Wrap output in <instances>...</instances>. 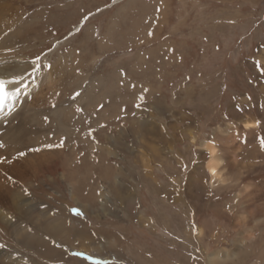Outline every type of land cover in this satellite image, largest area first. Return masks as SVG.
<instances>
[{
	"label": "rangeland",
	"instance_id": "374dc122",
	"mask_svg": "<svg viewBox=\"0 0 264 264\" xmlns=\"http://www.w3.org/2000/svg\"><path fill=\"white\" fill-rule=\"evenodd\" d=\"M0 42L27 61L63 42L41 57L54 67L23 141L0 137V243L21 259L0 264H64L60 245L108 264H264V0H0ZM212 140L220 184L194 162Z\"/></svg>",
	"mask_w": 264,
	"mask_h": 264
},
{
	"label": "snow or ice",
	"instance_id": "6c2138e0",
	"mask_svg": "<svg viewBox=\"0 0 264 264\" xmlns=\"http://www.w3.org/2000/svg\"><path fill=\"white\" fill-rule=\"evenodd\" d=\"M90 19V16L84 17V22ZM149 36L152 35L151 32L148 33ZM54 54V46L49 48L48 52L36 53L35 57L25 65H5L3 68H0V124L5 122H11L12 119L16 117V115L23 108V100H26L28 96L33 95V91L35 87H39L40 83L43 81V77H38L37 73L42 72V70L47 67L49 70V74L51 73L54 65L49 62L47 65L43 64V59H49V56ZM254 64L256 68L260 71V75L264 76V56H261L260 59L255 60ZM59 95V93H57ZM82 94L79 91H76L72 96L73 101H75ZM143 99V97H141ZM249 100L252 98L249 97ZM20 105V107H18ZM55 107V106H53ZM101 108L104 105H100ZM139 107V106H138ZM262 110H264V105H261ZM77 112H83V108H77ZM238 111L243 112L244 109L241 107ZM45 122L48 121V117H44ZM101 127H105L101 125ZM89 135L92 136L93 133L89 132ZM65 139L61 138L59 140L58 145L56 147L63 148L65 144ZM195 143V142H194ZM260 146L264 148V136H262L259 140ZM45 147L51 150L54 145L49 143L45 145ZM218 144L215 140H212L208 143L201 145V150L196 151V156L194 157V162H199L201 152L204 153V160H208L207 172L215 178L217 176L216 168L218 167L215 159V149L218 148ZM5 148V144L3 141H0V149ZM33 153L41 151V148L32 147L28 149ZM17 158H23L26 156L27 152L24 150L17 149ZM9 162V158L6 155L0 156V165ZM185 171H187V165H181ZM6 180L9 183H15L13 177L8 174L6 171L4 173ZM24 201H30L33 193L29 191L28 188L24 187L21 189ZM23 207V202H22ZM47 205L41 204V208H45ZM233 212V209H231ZM72 213L75 217L82 218L85 216V213L80 210L78 207H74L72 209ZM31 223V222H30ZM49 237H45L48 239ZM64 248L65 254L70 256L69 261H65L64 264H70L71 261H75V264H108V260H106L103 256L97 255L96 253L89 252L86 250H80L79 247L76 249H72L66 245H60ZM6 247L5 244L0 243V249H4Z\"/></svg>",
	"mask_w": 264,
	"mask_h": 264
},
{
	"label": "bare ground",
	"instance_id": "6f19581e",
	"mask_svg": "<svg viewBox=\"0 0 264 264\" xmlns=\"http://www.w3.org/2000/svg\"><path fill=\"white\" fill-rule=\"evenodd\" d=\"M78 29H79V26H77L74 29L73 33L77 32ZM3 43H5V42H3ZM62 43L61 42H55L54 48L55 49L58 48ZM11 52H12V54L16 53V49L15 48L13 49L11 46L10 47H7V46H4L2 44L0 45V68H3L6 64L7 65H25L26 63L30 62V61L25 60L23 57L19 56V54H15V55H12L11 57H7V54H9ZM46 74H47V80H50L51 81V79H50L51 73L49 74L48 68H47V73ZM37 76L39 77V73H37ZM38 89H39V87H35L34 90H31V91H33V95L28 96L26 100H23V97L21 98L22 101H23V108L16 115V117L11 120L10 123L9 122H5L3 124H0V137H3L4 140H7L8 141L7 143H9V144L12 143V145H14V144H16V145L19 144L20 145L21 142L23 141L22 140V139H24L23 134L28 130V128L26 126H24V128H22L21 124H26L28 122V120H27V118H21V113L23 112V110H25L27 108V106H26L27 105V101L30 102V101H32L34 99V97L36 96V92H37ZM46 89H47V87H46ZM18 107H20V105H18ZM16 121H17V123L16 124H13ZM242 125H243L245 131H247V130L248 131H251V129L254 128V124H252L250 122H243ZM223 133L224 134L228 133L227 129L223 130ZM25 139H26V143L29 142L30 144H33V140H32V138H30V136H28V138H25ZM208 142H210V141H204V142H202V144H205V143H208ZM12 147H14V146H12ZM214 151H215L216 163L218 165V167L216 168L217 176L215 178H213L208 172L207 173L209 175V178H210V182L211 183L220 184V183H223L224 182V177H223V173H222L223 172L222 166H223V162L224 161H223V157H222V154H221L220 150H218V148H216ZM8 158H10V156ZM35 158H37V155L35 157H31L30 163H28V165L30 164V165L36 167V163L42 162V159L41 158H40L41 159L40 161L37 162V160H36V162H35L34 161ZM43 159H46V158H43ZM48 160H50L49 161V164H50L51 163V159H48ZM41 165H43V164L42 163H38V166L37 167L39 168V167H41ZM207 166H208V160H206V162H205L206 171H207ZM27 167H29V166H27ZM31 170H33V169H31ZM62 176H63V174H61V177ZM0 184L2 185V186H0V205H2L4 203V201H5L4 200V198H5V192L7 193L9 190H11V186H10V184H8V185L5 186L4 184H7V183H5L4 181L3 182L1 181ZM1 215L2 214L0 213V218L2 219V221H5L6 223H9L10 224V222H8L4 218H2ZM13 230H14V233H15L16 236L20 235L22 232L25 231V230L24 231L21 230V233L18 234L19 232L17 233L15 231V229H13ZM19 231H20V229H19ZM0 258L3 259V260H6V261L14 262V263H18V262L21 261L20 258L15 257L14 255H12V253L8 252L6 249H0Z\"/></svg>",
	"mask_w": 264,
	"mask_h": 264
}]
</instances>
